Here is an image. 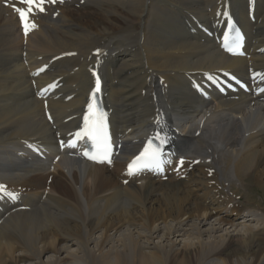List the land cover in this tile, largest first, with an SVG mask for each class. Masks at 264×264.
Returning a JSON list of instances; mask_svg holds the SVG:
<instances>
[{
  "label": "bare ground",
  "instance_id": "6f19581e",
  "mask_svg": "<svg viewBox=\"0 0 264 264\" xmlns=\"http://www.w3.org/2000/svg\"><path fill=\"white\" fill-rule=\"evenodd\" d=\"M247 1L44 0L24 37L16 9L28 5L0 0V264H264V211L229 199L212 210L187 190L190 175L181 180L193 165L223 186L264 183V95L254 91L264 83V0L251 4L255 22ZM227 11L246 34V58L222 48ZM93 70L121 145L117 166L157 130L186 156L183 170L168 181L124 171L122 182L60 152L81 127ZM223 71L255 83L250 94L211 92L209 78ZM50 170L70 190H9Z\"/></svg>",
  "mask_w": 264,
  "mask_h": 264
},
{
  "label": "rangeland",
  "instance_id": "374dc122",
  "mask_svg": "<svg viewBox=\"0 0 264 264\" xmlns=\"http://www.w3.org/2000/svg\"><path fill=\"white\" fill-rule=\"evenodd\" d=\"M116 168V169H115ZM112 171V173H117L118 175L122 173L121 169L118 167H115ZM40 175V176H39ZM42 175V176H41ZM200 176H202L199 173L195 174V177H193L192 182H199L200 180ZM62 179H61V178ZM115 180L116 181H121L119 176H115ZM123 177L125 178L126 176L123 173ZM203 177V176H202ZM65 183H64V182ZM68 180H66L64 178V176L62 174H58L56 172H48V173H37L34 174L29 180L28 182H22L19 186V188L17 189V191H26V190H30L33 188H38V187H43V189H41V191L46 190L45 187H48L49 192H51V194H57L59 191H62L61 189L59 190V185L61 186H65L67 188V190H70L69 188V184L67 183ZM191 183V181H190ZM66 184V185H65ZM199 188L196 187L195 189H197V191H195V195L198 194L200 196V198L206 199L208 202L211 203V207L208 206L210 209H215L217 210L219 207V196H229L231 198H233L235 200V202L240 203L245 205L246 207H249L251 209L257 210V211H264V183H262V185L259 184H254L252 187L248 188L246 185L244 187H240L239 184H237V186L235 185L234 188H231L230 194L229 192H227L226 190H221L220 194H218V188H215L214 192L209 194V190L202 188L200 186V184H198ZM258 186V187H257ZM85 190L86 192L90 193L95 191L94 188L90 183H86L84 184ZM63 188V187H62ZM255 188V189H254ZM64 189V188H63ZM15 190V189H14ZM66 190V191H67ZM239 190L238 194L241 196L242 199H239L240 197L236 194V192ZM92 194V193H90ZM197 197V196H196ZM241 200V202L239 200ZM195 202L196 200L193 199ZM199 200V199H198ZM194 202V203H195ZM259 204V205H258ZM188 206H186L187 208H189L190 211H192L193 208V204L189 203L187 204ZM148 207H151V204L147 205ZM133 208V209H132ZM136 208V209H135ZM156 208V207H155ZM186 208V209H187ZM138 209V206H133L129 209V211H136ZM221 209V208H219ZM218 209V210H219ZM244 221H240V223H243ZM77 223H80L79 221ZM252 226L254 228L258 227L259 225H257V223H253ZM256 231V230H255ZM263 231H257V233H261Z\"/></svg>",
  "mask_w": 264,
  "mask_h": 264
},
{
  "label": "snow or ice",
  "instance_id": "6c2138e0",
  "mask_svg": "<svg viewBox=\"0 0 264 264\" xmlns=\"http://www.w3.org/2000/svg\"><path fill=\"white\" fill-rule=\"evenodd\" d=\"M23 2L28 5V8H27V11H24V10H21V9H16V11L19 13V16H20V19L24 25V30H25V34L28 33V31L30 30V27H35V25H29V23L27 22V16L28 14L32 13L33 11V6H37L38 7V10L39 11H44V8L42 6H39V5H42L44 3V0H38V3H37V0H23ZM49 2L51 3H55L56 0H49ZM59 2L63 3L64 0H59ZM237 47H239V45L237 44ZM95 75V73H94ZM99 79L96 80V88H95V91L93 93V103H90L89 104V110L91 111L94 107V99H95V94L97 92H99ZM52 87V86H50ZM261 91H264V89H262ZM85 120L86 122L88 121V116L85 117ZM98 135H101L103 133V128H102V123H101V127L100 129H97L96 130ZM78 137H81L82 136H88L90 139H93V140H96L98 137L97 136H93L92 135V131H90L87 127L82 130L81 133H77L76 134ZM104 140H105V144L107 143L106 142V136L104 137ZM73 147L75 145H72ZM107 147H110V146H107ZM107 147H106V150H105V153H104V159H101V160H98L97 162H100V163H104L105 161H107L108 163H111L110 159L108 158V151H107ZM85 155H89L88 153H85ZM158 155V151L152 147L151 143H149V145L145 148L144 152L141 153V156L137 157V160L133 162L132 165H129V174L132 175V174H135V172L139 171V168H135L134 165L144 159L145 157L147 158H150V159H155ZM89 159H96L95 156H92V155H89ZM141 167H149V165L147 163L141 165ZM3 190V186H0V191ZM11 195V194H10Z\"/></svg>",
  "mask_w": 264,
  "mask_h": 264
}]
</instances>
